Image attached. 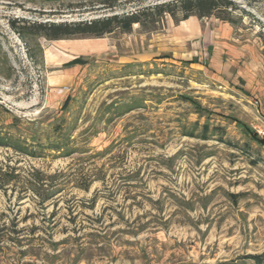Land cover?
Listing matches in <instances>:
<instances>
[{"label": "rangeland", "instance_id": "1", "mask_svg": "<svg viewBox=\"0 0 264 264\" xmlns=\"http://www.w3.org/2000/svg\"><path fill=\"white\" fill-rule=\"evenodd\" d=\"M101 1L0 0V264H264V0L24 28L176 0Z\"/></svg>", "mask_w": 264, "mask_h": 264}, {"label": "trees", "instance_id": "2", "mask_svg": "<svg viewBox=\"0 0 264 264\" xmlns=\"http://www.w3.org/2000/svg\"><path fill=\"white\" fill-rule=\"evenodd\" d=\"M40 1L43 4H81L85 0H32ZM117 0H104L99 5L106 6L108 4H114ZM172 6L178 7L182 12L183 17L180 21H186L192 16L198 18H205L216 16L219 9L230 8L232 3L227 0H176L173 2H165L157 4L145 9H139L135 12L115 14L112 16H103L95 19H83L79 21H63L61 23L46 22V23H25L27 30L37 29L36 35H41L48 40H67V39H87V38H101L105 35L112 34L117 31L124 33H130L135 25H140L144 30L150 31L157 24V21L153 23H143L142 18L149 16L150 14L159 16L161 19L165 15L169 14L175 16V13L171 11ZM103 7V8H106ZM113 8V7H110ZM76 9H79L76 7ZM175 18V17H174ZM221 18V17H220ZM14 26V25H13ZM15 28V27H14ZM39 29V30H38ZM85 61L77 58L66 64L67 67L84 65ZM222 128L211 129L209 124L203 126L202 137L204 140H209V136L213 132L222 133ZM222 136V135H221ZM264 261V260H262Z\"/></svg>", "mask_w": 264, "mask_h": 264}]
</instances>
